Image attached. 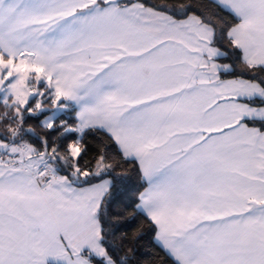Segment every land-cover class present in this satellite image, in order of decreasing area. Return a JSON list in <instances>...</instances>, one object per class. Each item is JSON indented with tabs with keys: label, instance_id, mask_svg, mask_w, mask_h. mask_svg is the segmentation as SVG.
I'll list each match as a JSON object with an SVG mask.
<instances>
[{
	"label": "snow or ice",
	"instance_id": "snow-or-ice-1",
	"mask_svg": "<svg viewBox=\"0 0 264 264\" xmlns=\"http://www.w3.org/2000/svg\"><path fill=\"white\" fill-rule=\"evenodd\" d=\"M0 264H264V0H0Z\"/></svg>",
	"mask_w": 264,
	"mask_h": 264
}]
</instances>
